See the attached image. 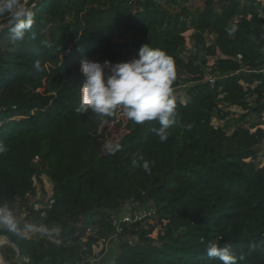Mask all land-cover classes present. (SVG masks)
Returning <instances> with one entry per match:
<instances>
[{
    "label": "trees",
    "instance_id": "trees-1",
    "mask_svg": "<svg viewBox=\"0 0 264 264\" xmlns=\"http://www.w3.org/2000/svg\"><path fill=\"white\" fill-rule=\"evenodd\" d=\"M189 1L23 0L35 4L34 24L16 41L0 17V205L14 213L17 197L46 175L55 202L34 224L60 226L38 237L0 227L29 258L23 264H98L87 259L92 245L113 233L110 212L128 198L155 202L158 215L124 225L111 264H222L207 255L210 242L227 246L236 264H264V2L208 0L191 17ZM145 44L173 59V90L185 87L188 97H175L164 142L152 131L156 120L75 110L82 58L114 64ZM232 106L244 112L228 133V122L217 128L212 118ZM106 124L122 128L110 143Z\"/></svg>",
    "mask_w": 264,
    "mask_h": 264
},
{
    "label": "clouds",
    "instance_id": "clouds-1",
    "mask_svg": "<svg viewBox=\"0 0 264 264\" xmlns=\"http://www.w3.org/2000/svg\"><path fill=\"white\" fill-rule=\"evenodd\" d=\"M34 7L35 4L32 5ZM32 8L27 7L23 0H0V17L7 18L10 39L13 41L22 40L32 29ZM35 67L39 70V61ZM80 71L84 80L79 85V104L75 109L78 113L91 111L101 117H112L117 110H122L136 124L158 121L160 127L152 131L161 142L168 139V129L176 123V101L172 87L176 73L173 59L163 50L145 44L131 59L114 64L84 57L80 61ZM119 147V144L115 145L112 154ZM6 150L0 146V153ZM132 165L138 166L137 159L132 160ZM142 167L150 173L147 161L143 162ZM0 227L21 237L26 235L7 205H0ZM206 253L219 259L222 264H236V257L227 246L220 247L210 242L206 246Z\"/></svg>",
    "mask_w": 264,
    "mask_h": 264
},
{
    "label": "built area",
    "instance_id": "built-area-1",
    "mask_svg": "<svg viewBox=\"0 0 264 264\" xmlns=\"http://www.w3.org/2000/svg\"><path fill=\"white\" fill-rule=\"evenodd\" d=\"M210 62L211 60L208 63L209 66L213 64L214 60L212 63ZM209 69L210 67L208 68V72L205 75V79L208 80L212 86H214L216 82V76L212 74ZM217 119L219 120L217 121ZM212 124L215 125V127L217 128L218 127L225 128L226 121L224 118H221L218 116V114H216L212 118ZM233 129L234 127L231 129L229 128L228 133H231ZM260 153H259V160L260 158H262L260 156ZM54 197H55L54 185L46 175L34 177L33 188L27 191L24 195L17 197V200L15 202L16 211L14 212L15 218H20L26 221L27 223L26 225L32 226L31 228L25 229L26 233L28 229H34V227L41 229L47 226V225H43L38 227L34 224V222L35 220H41L47 216L49 210L52 208L55 202ZM157 215H158V206L156 205L155 202L153 201L142 202L136 198H128L124 200L117 208L113 209L110 212L109 219L114 227V231L111 235V238L112 237L119 238V235H121L124 230V225L133 224L136 222H147L150 221L151 219H156ZM98 247L103 248V243L98 242L92 245V254H89L87 257V259L90 260L91 262H96L94 258V253L97 251ZM101 250L102 249H100V251Z\"/></svg>",
    "mask_w": 264,
    "mask_h": 264
},
{
    "label": "rangeland",
    "instance_id": "rangeland-1",
    "mask_svg": "<svg viewBox=\"0 0 264 264\" xmlns=\"http://www.w3.org/2000/svg\"><path fill=\"white\" fill-rule=\"evenodd\" d=\"M25 1L27 2L28 0H25ZM207 1L208 0H190L187 3V6L189 7V9L191 11L190 16L193 17L197 13L202 11ZM182 4H185V3H182ZM163 6L169 12H172V13L178 12L180 10V6L166 5L165 3L163 4ZM3 26L4 25L1 24L0 28H2ZM191 34H192V31L190 30L189 36ZM191 44H192V42L190 40L188 45L191 46ZM210 60H211L210 63H212L214 58L211 57ZM173 94H174V97L181 96L183 100L188 99V97L186 95V88L185 87H180V88L175 89ZM229 110H230V113L227 114L224 119H225L226 123L228 122L229 128L231 129L235 126L236 122L238 121V118L241 116V114L244 111H242L241 108L234 107V106L225 108V111H229ZM249 119H254V116L250 115ZM218 120L219 119H217V121ZM263 127H264V125H263ZM102 128L106 129V131L104 132V135L106 134L105 137H108L109 143L111 141L113 142V139L116 137V135L122 131V128L120 126H112L111 124L103 125ZM108 142H107V145H108ZM260 156L262 158H264V151H261ZM262 158H260V160ZM261 161L264 162V159H262ZM77 224L79 225L80 222ZM59 227L60 226L58 224H52L51 226H45L41 229L34 227V229H28L27 235H29L28 237H38V236H40V234H46L47 235V234H51V232H54L55 234H57ZM95 230H97V229L91 228L89 230V233H92ZM158 232H159V227L156 228V230L153 232L152 235L154 237H157ZM110 235H112V234H110ZM110 235L108 233H106L104 235V237H102V239L99 242L103 243V248L98 247L97 251L94 253V258L98 264H111L112 260L115 258V256L117 255V253L119 251V240H118V238H116V237L110 238ZM52 239H54V237ZM5 241H6V236H4V235L0 236V242L4 243ZM100 249H102V250L100 251ZM15 261H17V262H15ZM28 261H29L28 257H20V254L14 249V247L12 246V243L7 242L5 244L0 245V263L23 264L24 262H28ZM77 263H78V261H67L64 264H77Z\"/></svg>",
    "mask_w": 264,
    "mask_h": 264
},
{
    "label": "water",
    "instance_id": "water-1",
    "mask_svg": "<svg viewBox=\"0 0 264 264\" xmlns=\"http://www.w3.org/2000/svg\"><path fill=\"white\" fill-rule=\"evenodd\" d=\"M6 240H7L8 242H10L9 239H8L7 237H6ZM12 246H13L14 249L20 254V251H19L18 246H17L16 244H14V243H12Z\"/></svg>",
    "mask_w": 264,
    "mask_h": 264
},
{
    "label": "bare ground",
    "instance_id": "bare-ground-1",
    "mask_svg": "<svg viewBox=\"0 0 264 264\" xmlns=\"http://www.w3.org/2000/svg\"><path fill=\"white\" fill-rule=\"evenodd\" d=\"M7 242H8L7 240H6L4 243L0 242V245H1V244H5V243H7ZM10 243H11V242H10ZM4 246H5V245H4Z\"/></svg>",
    "mask_w": 264,
    "mask_h": 264
},
{
    "label": "crops",
    "instance_id": "crops-1",
    "mask_svg": "<svg viewBox=\"0 0 264 264\" xmlns=\"http://www.w3.org/2000/svg\"><path fill=\"white\" fill-rule=\"evenodd\" d=\"M264 2V0H262ZM110 238H111V235H110Z\"/></svg>",
    "mask_w": 264,
    "mask_h": 264
}]
</instances>
